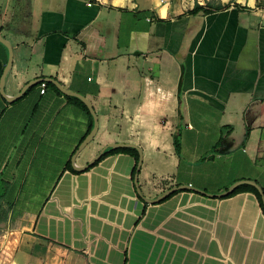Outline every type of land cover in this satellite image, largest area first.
I'll return each instance as SVG.
<instances>
[{
	"label": "crops",
	"instance_id": "1",
	"mask_svg": "<svg viewBox=\"0 0 264 264\" xmlns=\"http://www.w3.org/2000/svg\"><path fill=\"white\" fill-rule=\"evenodd\" d=\"M0 35L5 97L42 80L0 94V264H264L257 198L220 196L264 193V0H0ZM47 79L97 117L77 168L133 144L145 198L205 195L145 205L127 154L74 170L91 120Z\"/></svg>",
	"mask_w": 264,
	"mask_h": 264
},
{
	"label": "water",
	"instance_id": "2",
	"mask_svg": "<svg viewBox=\"0 0 264 264\" xmlns=\"http://www.w3.org/2000/svg\"><path fill=\"white\" fill-rule=\"evenodd\" d=\"M0 43L3 44L6 48H7V51H8V59H7V63L3 69V72L1 74V77H0V94L3 98H5V100H7L8 102H11V101H14L15 99L19 98L23 93L24 91L29 88L30 86H32L33 84H36L37 82H41L42 80L39 79V80H33L31 82H29L28 84H26L21 92L19 93L18 96L16 97H13V98H6L5 95H4V82H5V76L8 72V70L11 68V64H12V49H11V46L2 38V36L0 35ZM46 81L48 82H51L52 84H54L56 86V88L65 96H69V97H75L77 99H79L85 106L86 108L88 109L89 113L91 114L92 118H93V127L91 129V131L89 132V134L83 139V141L79 144V146L77 147L76 151L74 152V155H73V158H72V167L74 170L78 171V172H81V171H84L86 169H88L90 166H92L96 161L99 160V158L102 156V154L104 153V151L106 150V148H109V149H116V148H133V149H136L137 152H138V162H137V166H136V174L134 176V186H135V189H136V193L137 195L142 199V201L148 205H154L158 202H160L162 199L166 198L167 196H169L170 194L174 193L175 191H178V190H191V191H196V192H200L201 194L205 195V193L201 192V191H198L196 190L195 188L191 187V186H178V187H173V188H170L164 192H162L160 195H158L156 198L154 199H148V198H145L142 194H141V191L138 187V183H137V175H138V172L140 170V167H141V164H142V159H143V156H142V152L139 148H137L135 145L133 144H121V143H113V144H108L107 147L103 148L91 161L88 162L87 165L83 166V167H79L77 168L73 162H74V157L75 155L80 152L89 142L92 141V139L94 138L96 132H97V127H98V124H97V117L95 115V112L91 106V104L81 95L79 94H76V93H73V92H70L68 90H65L60 84H58L57 82H55L54 80L52 79H47ZM242 184H246V185H250L252 187H254L259 195H260V198H261V201H262V205H263V210H264V193L262 191V189L260 188V186L258 184H256L255 182L253 181H241V182H237V183H234L233 185H231L225 192H223L220 196L221 197H225L227 195H229L230 193H232L235 188L239 185H242Z\"/></svg>",
	"mask_w": 264,
	"mask_h": 264
},
{
	"label": "trees",
	"instance_id": "3",
	"mask_svg": "<svg viewBox=\"0 0 264 264\" xmlns=\"http://www.w3.org/2000/svg\"><path fill=\"white\" fill-rule=\"evenodd\" d=\"M220 8H222V7H216L215 9H220ZM199 11H201V7H199L198 5H194V7L192 8V10H190V14H196V13H198ZM48 84V83H47ZM49 85V84H48ZM60 93V92H59ZM68 100H70V101H73V102H75V103H77V104H79L82 108H83V110L85 111V112H87V114L89 115V117H90V120H91V126H90V129H89V132H90V130L92 129V127H93V119H92V116H91V114L89 113V111H88V109L86 108V106L79 100V99H77V98H75V97H67V96H65ZM173 144H174V149H175V152H176V154L177 155H179V153H180V149H179V146H180V144H179V141H178V134H174V136H173ZM76 150V149H75ZM115 154H127V155H130L131 157H133V159H134V161H135V165H134V168H133V171H132V174H131V178L134 180V176H135V174H136V166H137V162H138V152H137V150L136 149H133V148H116V149H109V148H107L105 151H104V153L102 154V156L99 158V160L98 161H96L92 166H90L88 169H91L92 167H94L95 165H97L101 160H103L104 158H106L107 156H110V155H115ZM67 169L68 170H70L71 172H73V173H77L76 171H74L72 168H71V166H70V164H68V166H67ZM87 169V170H88ZM86 170V171H87ZM181 191H184V190H181ZM180 190H178V191H175L174 193H172V194H170L169 196H167L166 198H164V199H162L160 202H158V203H156L155 205H157V204H161V203H163V202H165L166 200H168L171 196H173L174 194H176V193H178V192H181ZM243 191H246V192H251V193H253L254 195H255V197L257 198V201H258V203H259V206H260V208L262 209V212L264 213V210H263V205H262V201H261V198H260V195H259V193H258V191L254 188V187H252V186H250V185H246V184H242V185H239V186H237L236 188H235V190L232 192V193H230L229 195H227L226 197H224V198H227V197H230V196H232V195H234V194H236V193H239V192H243ZM137 198L142 202V203H144L143 201H142V199L137 195ZM145 205H146V203H144Z\"/></svg>",
	"mask_w": 264,
	"mask_h": 264
},
{
	"label": "built area",
	"instance_id": "4",
	"mask_svg": "<svg viewBox=\"0 0 264 264\" xmlns=\"http://www.w3.org/2000/svg\"><path fill=\"white\" fill-rule=\"evenodd\" d=\"M45 83H42L41 85H40V94H43L44 92H45Z\"/></svg>",
	"mask_w": 264,
	"mask_h": 264
},
{
	"label": "rangeland",
	"instance_id": "5",
	"mask_svg": "<svg viewBox=\"0 0 264 264\" xmlns=\"http://www.w3.org/2000/svg\"><path fill=\"white\" fill-rule=\"evenodd\" d=\"M187 8V7H186ZM88 150V147L85 149V150H83V152H81V153H84V152H86Z\"/></svg>",
	"mask_w": 264,
	"mask_h": 264
}]
</instances>
